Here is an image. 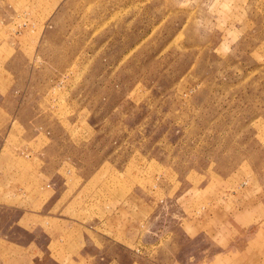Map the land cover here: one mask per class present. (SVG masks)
Instances as JSON below:
<instances>
[{
    "label": "rangeland",
    "instance_id": "374dc122",
    "mask_svg": "<svg viewBox=\"0 0 264 264\" xmlns=\"http://www.w3.org/2000/svg\"><path fill=\"white\" fill-rule=\"evenodd\" d=\"M17 14L21 35L4 41L22 47L10 56L28 100L23 122L55 125L57 149L89 168L113 149L130 159L106 188L136 196L105 220L118 238L133 223L138 259L208 264L224 246L183 223L224 221V206L214 211L228 191L264 168V0H33ZM19 218L0 210V237L51 236Z\"/></svg>",
    "mask_w": 264,
    "mask_h": 264
},
{
    "label": "crops",
    "instance_id": "0c3cea01",
    "mask_svg": "<svg viewBox=\"0 0 264 264\" xmlns=\"http://www.w3.org/2000/svg\"><path fill=\"white\" fill-rule=\"evenodd\" d=\"M32 4L33 0H0V210L19 211L18 224L23 226L32 219V224L25 223L26 229H36L37 233L45 227L51 236L45 242L33 237L22 243L1 236L0 264H146L149 257L142 261L129 249L136 242L133 223L120 226L127 232L118 238L121 230L106 225L105 220L122 212L123 197L136 196L134 191L121 195L114 187L106 188L113 172L119 167L125 170L130 159L113 149L89 168L82 158L57 149L55 125L25 124L21 119L27 99L18 87L20 80L14 70L21 66L10 54L20 52L22 47L16 39L11 43L4 38L21 35L12 26L17 12ZM4 7L14 11L12 18L5 17ZM65 131L72 136L70 129L65 127ZM23 134L32 135L23 138ZM83 141L80 139L77 145L82 146ZM259 164L264 160L257 159ZM232 179L243 181L236 176ZM230 190L224 205L208 207L213 213L215 205L218 209L214 212L221 213L224 206V221L183 223V228L193 238L207 234L212 244L224 246L223 251H215L208 258V264H264V168H257L242 187ZM42 214L51 217L43 226ZM91 248L96 252L89 251ZM122 248L128 250L125 256Z\"/></svg>",
    "mask_w": 264,
    "mask_h": 264
}]
</instances>
